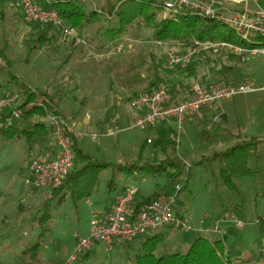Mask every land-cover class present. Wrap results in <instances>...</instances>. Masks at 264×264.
<instances>
[{"label": "rangeland", "instance_id": "obj_1", "mask_svg": "<svg viewBox=\"0 0 264 264\" xmlns=\"http://www.w3.org/2000/svg\"><path fill=\"white\" fill-rule=\"evenodd\" d=\"M8 1L0 0V49L11 62L0 58V95L9 88L16 90V84L12 80L14 75L21 83H25L32 89L48 92L56 99L61 98L62 102L65 101L67 106L62 107V112L68 117L74 112L79 113V119L86 118L87 115L92 116L91 108L88 107L89 103L109 100L113 104L109 107L110 114L107 120L114 128L116 123H113L112 116L123 113V111L134 112L127 99L128 95L135 88L136 92H141L152 87L151 84L157 72L166 74V77L161 80L164 82L169 78L183 79L187 84L184 85L183 94L197 79H186V74L181 68L170 69L165 63L168 51L186 53L189 49L178 44L156 40L152 29L141 21L131 26L129 33L119 43H122L121 47L119 44L110 47L106 39L102 37L101 33L105 28L112 25L109 22L111 19H108L105 14L99 21L83 29L65 24L66 27L74 29L78 37L86 40V44H76L71 38H67L60 28H54L46 31V43L39 47L37 41L40 33L37 32L33 23L27 20L21 11L9 5ZM80 3L90 12L106 6L108 0H89ZM258 3L264 8V0H258ZM165 15L167 12L162 11L159 17ZM250 39L255 42L261 41L255 34H251ZM30 44L38 47L31 50ZM106 44L109 47H106ZM102 46H105V49H102ZM221 53L224 55L223 62L234 68L228 79L234 83H253L254 88L258 90L238 94L231 99L218 102L215 109L209 113L211 115L209 120L195 118L193 121H185V132L178 147L179 151H174L170 144L165 145L171 139L168 127H164L160 132L139 127L128 128L131 124H127L125 120L117 124L120 131L116 136L104 135L109 128L84 127L82 148L100 161L123 164L132 161L146 163L144 161L146 159H149L148 163L159 164L160 157L162 155L166 157L168 153L171 158L184 156L188 164H193L192 178L190 189L177 196V205L193 209L194 221L188 218L185 221L190 222L194 229L187 232L196 234L195 229L198 228L197 225L202 221L201 219L207 215L206 213H216L218 209L227 212L231 206L242 204L246 211L245 226L249 229V235L248 233H244L243 236L240 234V238L242 237L243 241L249 245L251 241L260 240L261 222L258 221L259 217L264 215V56L258 55L248 62L242 60L238 62L229 60L228 53ZM140 56L145 58L146 64L141 69L138 82L133 87L122 86L119 75L125 74L130 61L134 58L142 59ZM210 67L209 61L202 59V72L197 77L203 79L205 76L204 78L212 82L218 79L219 77L210 71ZM60 71L69 73L71 77L61 79L58 77ZM62 112L58 114L66 119L67 117L61 114ZM215 116L222 117V120L226 117V122L217 119V123H214ZM38 118L40 117L37 116L35 120L38 121ZM44 120L48 122V117L46 116ZM209 121L212 122L211 127ZM235 134L248 139L257 137L263 141L256 150L251 152L250 165L256 171L255 175L251 178L236 179L239 186L232 191L221 179L219 159L212 163L197 164V162L206 155L214 154L218 149H226L227 143H230L232 136L234 139ZM149 139L152 143L147 142ZM156 148L162 149L160 153L155 152ZM36 149L37 147L34 150ZM152 153L155 155L152 156ZM30 158L31 151L26 138L0 139V166H3L0 168V185L6 186L7 183L11 185V190L5 197L6 201L11 202L7 210L9 209L8 213L13 217V223L17 222L18 225L22 223L20 218L28 215L35 216L36 207L44 211L45 195L51 192L48 186H40L36 191L32 183H26L30 178V172L27 169ZM120 160L121 162H118ZM81 163V161H75L78 166ZM20 167L24 169L23 175L20 173ZM173 174L172 168L155 174L137 171L130 176L113 169L104 170L100 175L96 190L89 198V203L82 200L76 204L70 197H67L61 205L55 203L51 205L52 221H48L41 227L37 222L36 229L38 230L32 243L35 244L38 241L42 232H44V240L39 260L32 264H61L67 260L70 261L76 250L75 235L80 233L82 237L87 236L92 228V221H98L103 217L95 210H103L110 206L113 198L127 184L139 188L140 196L150 193L152 195L158 184L165 186ZM112 177H115L117 182L115 188L110 187ZM27 189L34 190L35 207L23 211L19 209V201L25 199L30 202L32 200L25 191ZM252 194L259 195L257 200ZM14 202H16L15 211L13 210ZM212 219L210 215L205 218V223H212ZM13 223L11 228L14 226ZM177 223L172 224L180 227V223ZM233 229L235 234L241 232L238 227L234 226ZM29 231L31 234L32 230ZM177 233L182 237L185 234L180 229ZM0 238V264H25L18 251L20 243L18 227L1 231ZM108 253L112 252H106ZM97 259H90L85 264H96Z\"/></svg>", "mask_w": 264, "mask_h": 264}, {"label": "trees", "instance_id": "obj_2", "mask_svg": "<svg viewBox=\"0 0 264 264\" xmlns=\"http://www.w3.org/2000/svg\"><path fill=\"white\" fill-rule=\"evenodd\" d=\"M46 9H55L64 19L65 23L83 29L85 26L93 25L99 21L103 15L108 16L111 26H107L101 33L106 39L107 44L118 45L123 37L129 33L131 26L137 22H143L147 27L152 29L153 37L162 42H170L183 46L185 49L192 48L197 42L207 40H227L238 44H245L244 41L236 34L235 30L225 24L216 21L215 19L199 15L197 13L176 14L167 13L163 17H159L160 12L164 11L160 0H108L106 6L101 9H95L88 12L83 5L77 0H57L51 4L42 3ZM33 26L39 34L38 43L42 47L46 43V31L56 28L52 23H33ZM110 43V44H109ZM106 44V47H109ZM31 50L37 48L29 45ZM104 47V48H103ZM105 49V46L101 47ZM221 52H211L206 55V58L211 65L210 71L216 77L223 78L228 84L234 82L228 79V76L233 71V66L223 62L224 55ZM141 57V56H140ZM0 58L11 62L7 59L3 50L0 49ZM134 58L130 61L125 74L120 77L121 85L124 87H133L138 82L141 76V69L145 67V58ZM152 58V57H151ZM227 58L231 61H241V58L229 54ZM201 61L199 56H195L186 68H181L186 74V79L197 78L201 74ZM220 64L219 66H217ZM217 66V67H216ZM180 68V67H178ZM176 68V69H178ZM162 72H157L152 89L157 86L162 78ZM13 83L16 84V90L7 89L0 97H8L16 95L19 97L18 108L22 110V116L16 122L24 119L23 126L18 127L16 124L8 128L0 130L4 139H15L24 137L30 148L37 142L49 143L54 140L53 128L47 121L39 120L32 122L35 116L40 118L46 117L50 112H61L62 99H56L48 92L38 91L30 88L25 83H21L17 76L13 75ZM170 85V92L176 96L178 94L177 83H184L183 79L174 80L170 78L166 81ZM185 84V83H184ZM5 108L4 111H7ZM263 139L253 137L248 140H241L224 152L216 153L212 156H206L197 164L205 162L212 163L213 161L221 162L220 175L231 190L236 189L234 178L238 176H252L253 170L249 167L250 153L257 149ZM74 153L76 162L81 161L82 165L77 166L68 173L63 184L59 188L52 189L49 197L46 199L44 206V214L41 217V225L50 220L51 205L53 203L61 205L67 197H70L74 203H79L82 200L90 198L99 183L100 175L104 170L113 169L118 172L135 173L137 171L155 174L161 173L167 168H172L174 174L170 179L166 188L174 186L180 177L185 175L183 181V189H187L190 182L191 168L186 171V164L177 156L167 158L160 164H146L134 162L132 164H115L107 161H100L91 154L85 152L79 147L78 140L74 142ZM115 182V177H112L110 183ZM161 187L158 186V190ZM160 191H157L151 198L159 196ZM150 198V199H151ZM149 200V199H148ZM142 203L137 202V208H140ZM233 211L239 217L244 218V209L242 205H237ZM262 233L264 234V220L261 222ZM44 232L38 238V241L24 249L21 254V259L25 264H32L39 260L42 241L44 240ZM165 238L155 232L148 236L143 244V248L138 252L136 260L132 264H231L224 258L225 246L222 240L211 241L205 237L196 238L189 249L184 253L181 250L172 251L166 249ZM90 255V251L81 255V260H86ZM74 261H65L61 264H73Z\"/></svg>", "mask_w": 264, "mask_h": 264}, {"label": "built area", "instance_id": "obj_3", "mask_svg": "<svg viewBox=\"0 0 264 264\" xmlns=\"http://www.w3.org/2000/svg\"><path fill=\"white\" fill-rule=\"evenodd\" d=\"M9 1L13 8L21 11L30 22L52 23L76 44L87 43L86 40L78 37L74 29L66 27L64 19L57 10L46 9L42 6V3L51 4L57 0ZM77 1L88 2L89 0ZM160 1L164 11L173 15L197 13L215 19L234 29L245 43L207 40L197 42L186 53L168 51L165 58L168 68H186L195 56L205 59L206 55L211 52L233 54L244 62H248L258 55L264 56V41H262L264 39V8L260 6L258 0ZM251 34L257 35L261 41H252ZM121 46L122 43L119 44V47ZM257 90L253 83L228 84L223 81H215L205 84L196 80L190 88V95L179 99L170 92V85L161 81L156 87L142 91L132 98L131 104L137 116L128 128L148 129L165 122H174L177 132L175 143L178 145L188 116L200 111L203 107H211L215 102ZM18 105L19 98L16 95L0 97V130L15 125L16 121L21 118L23 113ZM5 108L11 111L7 113L4 111ZM47 117L48 123L53 128L56 149L36 153L30 161L29 170L35 186H48L52 190L59 188L73 169L76 159L73 149L74 142L81 138L83 133L72 127L62 115L55 111L50 112ZM119 131V128H115L108 134L116 136ZM186 168L189 169L190 164H187ZM181 189L182 183L177 182L174 185V192L166 194L165 197L151 198L143 202L140 208H137V188L126 189L117 198L109 214L98 221L93 220L89 234L78 237L76 250L70 261H76L98 243L113 248L116 245L132 242L139 236L155 233L164 225L179 222L174 205ZM179 223L183 229L191 228L185 221ZM261 253L262 257L253 264H264V245L261 248Z\"/></svg>", "mask_w": 264, "mask_h": 264}, {"label": "crops", "instance_id": "obj_4", "mask_svg": "<svg viewBox=\"0 0 264 264\" xmlns=\"http://www.w3.org/2000/svg\"><path fill=\"white\" fill-rule=\"evenodd\" d=\"M8 3H9V5H11L10 1H8ZM227 65H229V64H227ZM58 75H59L58 77H60L61 79H63V78L66 79L69 76V73L64 72V71H62V72L60 71L58 73ZM161 76H162V78H164V77H166V74L161 73ZM203 76H204V74H203ZM70 77L71 76H69V78ZM204 77H203V79H200L199 77H197V79H195L193 81V83L196 80H200V81L204 82L205 84L212 83V81H210V80H208V78H204ZM223 80H224L223 78H221V79L218 78L215 81H223ZM215 81H213V82H215ZM193 83L191 84V86L193 85ZM184 85H187V84L177 83V90H178V95L179 96L177 94H176V96L179 99H184V98H186V97H188L190 95L191 86H189V90H187V92L185 94L182 93V90L184 91ZM136 90L137 89L135 88L133 90V92L128 95V98H127L131 106H132V104H131L132 98L134 96H136L138 93H140V92H136ZM121 98H118V100H121ZM222 101H224V100H222ZM218 102H220V101H218ZM218 102H215L211 107H203L200 111L191 114L190 116L187 117L186 122L188 120L189 121H193L195 118H197V119L203 118V119L209 120V117L211 116V115H209V113H211L215 109L216 104ZM112 104H113V102H110L109 100L108 101H104V102L93 101V102L89 103V106H88V107L91 108V111H92L93 115L92 116H90V115L88 116L87 115L86 118H80V119L78 117L79 116L78 112H74L70 117H68L66 114H63L62 107L67 106L65 101L61 103V106H60L61 109L60 110L62 112L61 114L65 115L67 117L66 120L68 121V123L72 127H74L76 130H78L79 132L83 133V135H84V127L85 128L94 129V127L96 126L98 128H109L108 132L104 133V135L111 136L108 133L110 132V130H113L115 128H119L117 124L118 123L120 124V121L125 120V121L128 122L127 124H132L134 122L136 116H137V113L134 111V109H133L134 112L123 111V113H117L116 116H112L113 123H116L115 127L112 128L111 125H109L110 124L109 121L107 120L108 116L110 114L109 107ZM10 111L11 110L8 109L6 112L9 113ZM36 117L37 116H35L32 119V122L36 121L35 120ZM44 118L45 117L38 118V119L39 120L40 119L44 120ZM223 118L224 119L222 120V117L215 116V120H213V122L217 123V119H221L222 121H225L226 117H223ZM22 121L24 122V119H21V121L16 122V125L18 127H22L23 126V122ZM44 121H46V120H44ZM211 124H212V122H210V127H211ZM164 127H168L169 128V130H170V138H171L168 142H166L165 145H169L170 144V145L173 146L174 151L178 150L179 149L178 147H179V145L181 143V138H182V136H183V134L185 132L184 127H183V132L180 135V140H179L178 145H176V143H175V137L177 136L176 135L177 132H176V124L174 122H165V123H163V124H161V125H159L157 127L148 128L147 130H156L157 132H160V130L163 129ZM19 138H22V137H17L15 139H19ZM82 138H83V136L81 138L77 139L79 147H81V148H82ZM0 139H4L2 134H0ZM9 140H13V139H9ZM149 140L147 142L148 143H152V140L151 139H149ZM241 140H248V138L247 137L243 138L242 135L235 134L234 135V139H233V136H232L230 143H227V145L225 147L226 149H218L214 154L226 151L227 149H229L230 147H232L233 145H235L237 142H239ZM224 144H226V143H224ZM220 146H223V145H220ZM35 147H37L36 150H34ZM55 149H56L55 139L52 140L49 143L37 142L36 144L33 145V148H30V146H29V150L31 151V158L29 160L31 161V159L34 156V154H36L38 152H44V151H47V150H55ZM160 150H162V149L161 148H156L155 152L158 153ZM214 154H212V155H214ZM151 155L154 156L155 154L152 153ZM212 155H206V156H212ZM251 155L252 154L250 153L249 167L253 170L254 174L252 176H238V177H235L234 178V182H235V185H236L237 188H238L239 185L236 183V179H238L240 177H242V178H247V177L251 178L256 173V171L250 165L251 157H252ZM169 156H170L169 153H168V155L166 157H164V155H162V157H160L159 164L161 162H164L167 158H170ZM180 159L187 166V164L189 162L186 160V158L184 156H180ZM202 159H200V160H202ZM30 161L27 164V169L28 170H29ZM75 161H76V159H75ZM144 161L146 162V164H153V163H150V162L148 163L149 159H146ZM118 162H121V160L118 161ZM134 162H137V161L127 162L125 164H132ZM115 164H123V163H115ZM154 164H156V163H154ZM219 164H220V167H219V171H220L222 164H221V162ZM81 165H79V166H81ZM1 167H3V166H0V168ZM75 167H76V164H75V166L73 168H75ZM190 168H191L190 169L191 170V176H190V182H189L188 188L187 189H183V181L185 179L184 173L180 177V179L177 181V182H181L182 183V189L178 192V195H180V194L184 193L185 191H187L188 189H190L193 164L192 165L190 164ZM19 169H20V173L23 175L24 174L23 173L24 169H22L21 167ZM188 170L189 169L186 168V171H188ZM29 172H30V170H29ZM131 174L132 173H127L128 176H130ZM221 179H222V177H221ZM26 183L27 184L32 183L33 188H35L36 191L39 189V187H37V186H35L33 184L31 173H30V178H29V180H27ZM15 184H16V181H15ZM166 185L162 186V185L158 184V186L161 187V188H160V190H158V186H157L156 187L157 189L154 192V194L157 191H160V192H158V193H160L159 196L165 197L166 194H170V193L174 192V186H172L170 188H166ZM4 186L0 185V232L1 231H5V230H9V229H13L15 227H18L19 240H20L18 251H19V256L21 258V254L24 251V249L34 245V243H32L33 242L32 240L35 237L34 235L37 233V230H38V229H36L37 222H38L39 226L41 227L42 225H41L40 220H41V217L44 214V211H40V209L38 207H36V215L35 216L28 215L26 217L20 218L22 223L18 225V223L16 222L14 224L13 223V217L10 216V214L8 213L9 209L7 210V208L10 207V203L11 202L9 203L8 201H6V198H5L6 194L8 192H10V190H11V185H10V183H7V185L5 186L6 189L4 188ZM116 186H117V182L116 181L114 183L113 182L110 183V187L111 188L112 187L115 188ZM225 186L227 187L226 184H225ZM130 187L137 188L134 185L127 184L126 186H124V189L113 198L110 206L105 207L103 210L102 209H97L95 211L97 213L100 212L103 215V217L107 216L109 214V212L111 211L112 206L115 203V201L117 200V198L126 189H128ZM137 190H138L137 202H139V203H143V202L147 201L148 199H150L152 196H154V194L151 195V193L149 195L140 196V194H139L140 189L137 188ZM229 190H231V189H229ZM25 191L28 193V195H30L32 200L30 202H28L25 199H22V200L19 201V205H18L19 209H22L23 211H27V210L33 209L35 207L34 203H33L34 202V195H35L34 190H28L27 189ZM49 195H50V193H47L45 195V199H47L49 197ZM254 195L255 194H252V196H254ZM258 197H259V195H255L254 199L257 200ZM177 200H178V198H177ZM177 200L175 202L174 209H175V214H176V217H177L178 221L179 222L180 221H185V220H187V218L190 221H194V212L192 211L193 209L191 210V208H187V207L183 208V206L177 205L178 204ZM85 201L87 203H89L90 199L89 198L85 199ZM237 205H242V204H236V205L231 206L227 212H224L223 210H219L218 209V210H216V213H212V214L211 213H206L207 215H205L201 219L202 221H200L199 225H197L198 228L195 229L196 230V234H190V232H187V231H190V230L194 229V227L188 221H185V222L188 225H190V227H191L190 229L186 230V229L181 228V225L179 227L176 224L170 223V224L162 226L157 232L161 233L164 236V238H165L164 246H165L166 249H169V250H172V251L181 250L182 252L185 253L189 249V247L191 246V244L193 243V241L196 238L205 237V238H207V239H209L211 241H215V240H222L223 241L224 246H225L224 258H225V260L227 262H229L231 264H253V263L258 261L262 257L261 248L264 245V234L262 233V229L260 227V234H261L260 235V240L259 241H257V240L251 241L249 245L246 244V241H243L242 237L240 238V236H241L240 234H242V236H243L244 233L245 234L248 233V235H249V231H248L249 229H246V226H245V223H246V220H245L246 211H245L244 205H242L243 209H244V213H243L244 218L243 219L242 218L239 219V217L233 211V208L235 206H237ZM15 209H16V202H14V206H13V210L14 211H15ZM50 214H51L50 220L52 221L53 220V214L51 213V211H50ZM210 215L213 218L212 219V223H205L206 222L205 218L210 217ZM50 220H48V221H50ZM263 220H264V215L259 217V221L258 222H262ZM29 221H31V222H29ZM12 223L15 226V227L13 226V228H11L12 227ZM234 226L236 228L238 227L241 230V232L240 233L238 232L237 234H235V231L233 229ZM179 229L181 231H183V233H185L183 237L180 234L177 233V231ZM29 230H32L31 234L29 233L30 232ZM2 234H4V233H2ZM152 234L139 236L138 238H136L132 242H129V243H126V244H122V245H116L113 248H108L104 244L98 243L90 250V255L85 261L81 260L80 258H78L76 261H74L72 263L73 264H85L90 259L98 258L97 260H95L96 264H132V263L135 262L138 252H140L142 250L143 244H144L146 238L148 236L152 235ZM26 236H27V238H26ZM80 236H82L80 233H77L75 235V238H76L75 239V245H76L78 237H80ZM3 240H5V238ZM106 252H112V253L106 254Z\"/></svg>", "mask_w": 264, "mask_h": 264}]
</instances>
